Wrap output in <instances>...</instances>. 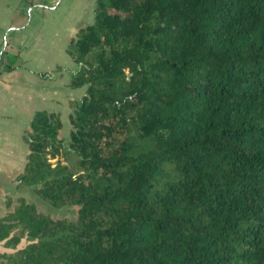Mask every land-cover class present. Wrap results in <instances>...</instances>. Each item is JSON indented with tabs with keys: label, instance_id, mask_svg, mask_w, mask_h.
<instances>
[{
	"label": "trees",
	"instance_id": "1",
	"mask_svg": "<svg viewBox=\"0 0 264 264\" xmlns=\"http://www.w3.org/2000/svg\"><path fill=\"white\" fill-rule=\"evenodd\" d=\"M94 2L65 48L77 168L38 109L12 177L76 214L6 194L0 264H264V0Z\"/></svg>",
	"mask_w": 264,
	"mask_h": 264
},
{
	"label": "crops",
	"instance_id": "2",
	"mask_svg": "<svg viewBox=\"0 0 264 264\" xmlns=\"http://www.w3.org/2000/svg\"><path fill=\"white\" fill-rule=\"evenodd\" d=\"M60 2L0 0V213L6 194L20 195L12 177L25 162L23 131L34 111L58 112L61 130H69L64 120L71 111L68 99L84 91V86L67 85L77 64L65 48L92 14L88 7L60 8ZM57 65L61 68L54 70Z\"/></svg>",
	"mask_w": 264,
	"mask_h": 264
},
{
	"label": "rangeland",
	"instance_id": "3",
	"mask_svg": "<svg viewBox=\"0 0 264 264\" xmlns=\"http://www.w3.org/2000/svg\"><path fill=\"white\" fill-rule=\"evenodd\" d=\"M94 0H61L59 7L66 8L70 10H81V8L88 7V11L91 12L93 16V9H94ZM92 20V19H91ZM90 20V21H91ZM89 21V22H90ZM65 125L66 127H70L68 120L66 117ZM65 134V135H64ZM60 135L64 137V142L61 148L60 153L57 157L52 158V161L56 159L58 162L65 164L67 168L71 171H75L77 168V157L75 153L68 147L69 137H68V130L62 131L60 128ZM18 194L23 195L26 199L33 202L35 208L42 212L51 215L52 217H59V216H67L68 218H73L76 214V206L75 205H63V206H54L49 202L43 200L37 194H35L30 186H22L18 187ZM23 244V240H20L16 245H3V242H0V251H4L5 253L13 252L17 247Z\"/></svg>",
	"mask_w": 264,
	"mask_h": 264
}]
</instances>
